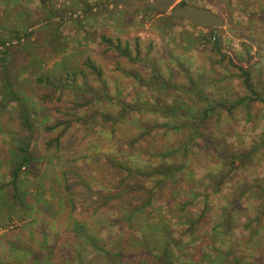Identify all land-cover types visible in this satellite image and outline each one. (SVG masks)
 I'll use <instances>...</instances> for the list:
<instances>
[{"label": "rangeland", "instance_id": "obj_1", "mask_svg": "<svg viewBox=\"0 0 264 264\" xmlns=\"http://www.w3.org/2000/svg\"><path fill=\"white\" fill-rule=\"evenodd\" d=\"M49 1L52 12L41 0H0V44L17 42L26 32H33L28 42L10 48L6 60L0 58V78H5L7 69L15 71L11 78H18L23 89L32 93V102L40 107L34 137L38 148L44 150L64 128L47 131L45 127L73 121L60 150L50 153L49 159L55 157V161L46 164L40 174L48 171L60 175L74 170L83 173L88 184L96 167L102 169L103 178L119 176L107 169L106 155L118 156L142 176L167 164L186 162L184 174L187 179L190 176L198 196L183 198L192 201L185 210L168 208L173 238L183 243L203 239L204 252H211L214 246L232 249L237 254L233 256H244L255 264L258 259L254 252L264 245V229L256 239L251 238L258 228L256 217L264 212V104L247 100L251 94L243 85L239 68L251 74L256 92L264 96V0H176V6L190 4L224 17V25L215 31L221 42L217 49L211 43L213 29H198L156 6L134 9V0ZM117 45L127 51L126 56L114 47ZM89 59L101 69L104 83L85 65ZM39 77L77 78L79 87L91 88L96 94L106 91L110 98L83 107L91 93L87 96L77 89L56 90L36 83ZM158 79L165 82L161 84ZM174 101L197 110L209 108L211 101L227 107L239 105L232 113L215 111L203 123L198 138L192 129L181 126L186 123L182 117L173 118L175 115L154 109L156 103L167 108ZM128 105L142 107L132 111L126 108ZM95 113L98 116L87 121ZM3 123L18 138L26 136L15 107ZM160 125L180 129L155 128ZM152 126L154 129L148 132ZM113 128L115 132L108 134ZM182 144L184 148L174 159L156 157ZM185 148L187 156L182 158ZM231 155L240 158L235 165L228 161ZM57 157L62 163L56 161ZM97 158L100 166L92 162ZM67 177L73 208L63 191L59 202L48 194L45 200L52 199L51 205L59 209L37 216L32 225L4 200L0 208V262L32 264L35 258L50 254L57 263L67 262L62 255L65 248L73 249L70 242L78 241L65 240L70 220L85 223L92 234L114 242L111 236L121 231L114 225L118 219L114 206L119 200L91 217L92 208L84 212L89 209L85 206L97 197H89L81 182L75 185L79 181L73 173ZM8 182L9 173L3 167L0 185ZM91 185L95 192L101 190L99 183L92 181ZM5 189L1 191L5 195L11 191ZM229 211L232 224L227 226L224 222ZM16 212L17 216L11 215ZM260 224L264 226V220ZM77 243L86 261L96 264L94 255L86 252L90 249Z\"/></svg>", "mask_w": 264, "mask_h": 264}, {"label": "trees", "instance_id": "obj_2", "mask_svg": "<svg viewBox=\"0 0 264 264\" xmlns=\"http://www.w3.org/2000/svg\"><path fill=\"white\" fill-rule=\"evenodd\" d=\"M41 2L47 10L53 11L49 0H41ZM212 33L213 37L211 43H213L217 49L220 47L221 42L214 30H212ZM32 35L33 32H26L17 42L2 41L0 44V58L6 60L10 48L15 49L21 43L28 42ZM104 40L112 44L111 40ZM114 47L121 55H127V51L122 50L119 45ZM85 65L97 77L96 79L99 82L104 83L102 71L93 61L89 59L85 62ZM239 70L242 73L243 85L251 94L250 98L247 100L249 102L259 101L264 104V96L256 92L251 74L243 67H240ZM13 73H15V71L9 72L7 69L5 78H0V169L4 167L9 173V182L7 185L1 184L0 186V208H2L1 206H3L4 200H6L10 204L11 210L14 209L19 213H23L22 211L25 209H31V211H35L36 217L41 214H53V211H57L59 208L55 209L54 206L51 205L52 199L45 200V196L50 194L52 196L51 198H55L59 202L58 199L62 197L63 191L65 193V199L67 198V202L72 209V197L74 196L72 195L73 193L69 194V190L72 187L67 184V175L73 173L76 180L79 181L78 184L75 185L78 186L81 182L82 188L86 189L89 197L93 195L97 197L95 198L96 200H92L94 205L88 203L85 206L89 209L84 212H88L90 208H92L91 217H94L99 210L104 209L108 204L113 203L114 200H119L114 206V212L118 217L114 225L120 227L121 231L119 235L111 236V239L114 240L113 243L109 241V239L103 238L102 235L98 236L92 234L90 228L85 223L77 220H70L67 224V231L69 234L66 235L67 237L65 240L75 238L80 241L82 248H86L87 246L91 251L86 250V252L94 255V260L97 261L96 264H251L245 260L244 256H235L237 254L230 248V250L226 251L221 249V247L216 248L214 246L211 252H204L203 248L206 242H204L203 239H190V242L183 243L182 240H175L173 238L171 234V226L173 225L171 219L168 217V208L178 206L185 210L192 205V201L189 202L183 200V198L185 196L192 198L198 196L195 194L194 186L191 185L190 176L187 179L188 175H186V173L184 174V171L186 172L187 170L186 162L176 165L167 164L162 166L159 170H154L142 176L140 173L134 172L130 166L119 160L118 156L111 157V155H106L105 160L109 165L107 169L112 171V174H119V176H115L113 179H107L106 176L103 178L102 169L96 167L95 169L97 171L94 170V173L91 174L92 179L88 184L85 182L88 179L82 176L83 173L81 174V172L78 173L74 170L62 171L60 175H57L56 172L49 174L48 171H43L40 174V171L43 170L46 164L48 166L53 160L55 161V157L49 159L50 153L60 150L62 138L72 127L73 121L65 120L57 122L54 126L45 127L47 131H54L64 126L61 133L58 134L53 141H49L46 144L44 150L39 149L38 143L34 137L35 132L38 130L36 128V122L38 121L36 113L40 110V107H37L36 102H32V93L23 89L22 83L18 78H11ZM76 80L77 78H35L36 83L52 86L56 90L64 91L66 89H77L81 95L87 96L88 93H91L92 98L88 97L89 100H86L85 103L82 104L83 107L91 105L94 100H109L110 97L106 91L102 94H96L95 90L91 88L83 89L79 87V85L76 84ZM158 80H160L159 83L161 84L165 82L163 79ZM192 82L194 86L197 85L194 81H191V83ZM208 104H210L209 108L197 110L194 108L195 106L188 108L186 105H180L174 101L173 105L167 108L159 106V103H156L154 109L175 115L173 118L182 117L186 123L181 126L183 128L192 129L196 137L199 138L203 123L210 118L215 111L221 112V110L224 109L227 113H232L237 105H239V102L228 107L219 103L214 104L212 101ZM13 107L18 110L21 127L26 132V136L22 139L18 138L17 133L12 134L10 127H6L3 123L4 117H6L8 111ZM138 107L139 108L131 105L126 106L128 110L132 111L141 109L140 107L142 106L139 105ZM97 116L98 114L95 113L89 116L87 121L90 118L95 119ZM104 119L109 120L106 117H104ZM155 128L165 130L180 129L179 127L168 125H160ZM153 129L154 126L148 128L147 131L151 132ZM112 130L113 132H108V134L115 132L114 128ZM186 142L189 143L188 141ZM54 144L55 146L52 147ZM183 148L184 144L178 149H169L159 153L156 157L160 160L162 158L172 160ZM186 149L187 148L184 150L182 158H186L187 156ZM246 156L249 157V155ZM238 159L240 158L237 155H231L228 161L235 165ZM56 161L62 163L63 160L57 157ZM92 162L100 166L98 165V162H100L98 158ZM92 181L99 183L101 185V190L95 192L91 185ZM75 185L73 187H76ZM6 187H9L11 191L5 195L1 191L6 190ZM262 194L264 195V190H262ZM244 195H246V192ZM68 197H70V200H68ZM263 197L264 196H261V199H263ZM233 207L234 205H232V209ZM206 210L207 208H205V212ZM229 210H231V208ZM13 214L16 216L18 215L17 212L11 213V215ZM228 214L230 216L227 217L224 224L230 226L232 224L233 215L230 211ZM138 215L142 216L138 217ZM262 220H264V212L258 213V217H256L258 228L251 236L253 240L261 235V229H264V226L260 224ZM180 225H185V223L181 222ZM190 227L192 228L193 225ZM261 240L264 241V236L261 237ZM78 241L70 242L73 249L65 248L64 251L66 253L64 252L62 255L67 262L57 263L49 258L53 256V254H50L51 256L43 255L42 258H35L32 264H44V262H47L46 264H90V261H86V256L81 252V248H78ZM214 243L216 245L217 241H214ZM263 246L258 248L256 252L253 251L257 254L258 259L255 264H264V248L260 250ZM0 264H7V262L2 260Z\"/></svg>", "mask_w": 264, "mask_h": 264}, {"label": "water", "instance_id": "obj_3", "mask_svg": "<svg viewBox=\"0 0 264 264\" xmlns=\"http://www.w3.org/2000/svg\"><path fill=\"white\" fill-rule=\"evenodd\" d=\"M134 2V9L143 10L149 6H156L161 12H170L173 17H178L191 23L198 29H213L217 31L224 23V17L211 10L190 4L176 6V0H143Z\"/></svg>", "mask_w": 264, "mask_h": 264}, {"label": "crops", "instance_id": "obj_4", "mask_svg": "<svg viewBox=\"0 0 264 264\" xmlns=\"http://www.w3.org/2000/svg\"><path fill=\"white\" fill-rule=\"evenodd\" d=\"M24 211H22L24 216L23 215L21 216L23 221L26 222L27 224H31V225L33 223H35L36 222V218H37L35 216V213L33 211H31V209H25ZM20 214H22V213H20Z\"/></svg>", "mask_w": 264, "mask_h": 264}]
</instances>
